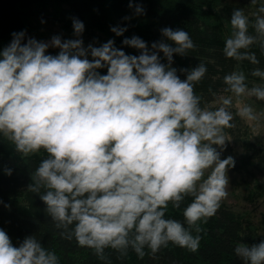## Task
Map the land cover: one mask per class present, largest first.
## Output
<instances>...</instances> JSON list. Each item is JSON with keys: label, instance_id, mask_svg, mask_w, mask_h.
<instances>
[{"label": "clouds", "instance_id": "obj_1", "mask_svg": "<svg viewBox=\"0 0 264 264\" xmlns=\"http://www.w3.org/2000/svg\"><path fill=\"white\" fill-rule=\"evenodd\" d=\"M250 2L259 4L254 22L234 9L223 53L258 66L250 49L258 45L264 53V0ZM129 7L145 14L133 0ZM72 19L76 39L28 37L24 43L26 31L14 32L0 50V134L22 157L47 153L30 174L28 190L44 189L39 198L61 236L75 238L100 259L107 248L121 256L131 248L143 259L145 248L155 256L170 242L198 251L201 237L192 230L200 233V223L228 198V170L235 162L221 155L231 141L226 130L236 128L232 109L242 120L259 121L261 114L243 101H264V86L249 87L245 73L233 71L223 78V92L231 95L221 96L213 110L194 91L207 67L172 66L174 54L187 56L196 48L187 31L162 28L166 39L151 48L139 36L126 37L122 43L139 50L137 56L115 47L113 39L85 47V25ZM127 30L111 27L116 36ZM49 48L60 51L48 54ZM103 68L106 75L98 71ZM250 75L264 80V69L255 67ZM5 172L12 175V169ZM186 197L192 198L183 210L187 228L165 218L169 205L179 209ZM234 251L243 264H264V241ZM0 264H59V257L34 235L16 247L0 228Z\"/></svg>", "mask_w": 264, "mask_h": 264}, {"label": "trees", "instance_id": "obj_2", "mask_svg": "<svg viewBox=\"0 0 264 264\" xmlns=\"http://www.w3.org/2000/svg\"><path fill=\"white\" fill-rule=\"evenodd\" d=\"M133 3L142 5L145 14L136 15L134 7H129V0H0V50L10 44L12 33L26 31L28 22L34 16L59 22L70 31H74L72 18H78L85 25L84 35H101L97 36L102 41L99 46L113 39L115 47L137 56L139 50L122 43L126 37L139 36L151 48L153 42L166 39L161 29L171 27L173 30L187 31L196 45L195 50L187 56L174 54L172 66L178 70L190 69L203 63L207 67L205 77L194 87L195 93L202 97V104H208L214 110V103L220 95H230L223 92L226 87L223 78L233 71H243L249 87L253 84L264 86V80L250 75L255 67L264 69V53L258 45L250 49L260 60L258 66L247 60L237 62L226 58L223 53L225 39L232 31V11L243 9L254 22L252 13L256 12L259 4L252 5L250 0H133ZM41 9L48 12L36 13ZM124 17L131 19L125 20ZM112 26L126 27L128 30L123 36H116L111 31ZM249 31L255 34L253 28L250 27ZM160 56L161 62L167 64L162 52ZM98 71L102 75L107 74V68ZM177 74L182 80L186 79L185 73L178 71ZM243 135V151L239 162L231 169L238 173L239 184L244 185V200L248 205H254L264 195V186L257 177H248L256 164L264 167V147H256L247 138L246 132ZM46 157L43 149L30 157H22L16 152L14 144L0 134V228L7 232L16 247L26 237L34 235L42 246L55 252L59 264H243L235 255V247L264 241V217L256 223L250 211H236L223 202L215 216L209 218L206 224L200 223V233L192 230L193 236L201 237L196 252L170 242L155 256L145 248L143 259L131 248L124 256L107 248L105 259H100L92 249L78 246L75 238L68 240L61 236L62 230L56 228L45 211L46 205L39 198L44 194V189L39 194L28 190L32 183L30 174ZM5 169H12V175H7ZM191 202L192 198L186 197L179 209L170 204L165 218L175 219L187 228L183 210Z\"/></svg>", "mask_w": 264, "mask_h": 264}, {"label": "rangeland", "instance_id": "obj_3", "mask_svg": "<svg viewBox=\"0 0 264 264\" xmlns=\"http://www.w3.org/2000/svg\"><path fill=\"white\" fill-rule=\"evenodd\" d=\"M47 9L37 10L36 13L43 14L47 13ZM43 21V22H42ZM55 35H59L62 39H76L74 36V31H70L61 26L59 22L51 21L46 19L45 17L37 18L36 16L32 17V19L28 22V29L26 30V38L23 41L27 42L28 37L35 38L38 41H50L51 38ZM101 35L96 33L95 35L86 36L83 34L82 39L84 41V46L87 47L88 44H93V46H99L102 42L99 37ZM60 50L57 48H49L48 54L56 55ZM90 60L92 57L89 55ZM231 95V94H230ZM214 103V107L218 108L219 98ZM244 104H250L254 107L257 113L261 114V118L259 121H245L242 120L239 116H236V107H233L232 111L235 116L234 123L236 124L235 129H227L228 138L231 140L227 143V148L222 152L221 158L225 159L229 156L233 157L235 164L239 161L240 154L243 151V146L241 145V138L244 136L243 133L246 132L248 135L247 138L258 148L262 145L264 147V101H259L255 97H245ZM233 104L235 105V98H233ZM243 106V105H241ZM250 176L248 178H252L253 176L257 177L260 181L261 185L264 186V167L262 164H256L255 167L251 170ZM254 173V175H253ZM229 185H228V198L223 202L227 205L231 206L236 211L248 210L251 212V215L256 223L260 221L264 217V195L259 198L258 202L254 205H248L244 200V194L246 190L244 189V185L239 184V176L236 171L229 168ZM246 180H249L247 176H243ZM249 188V187H248Z\"/></svg>", "mask_w": 264, "mask_h": 264}]
</instances>
